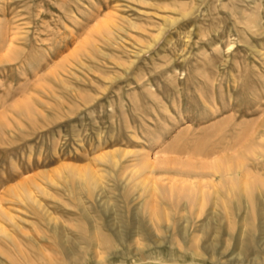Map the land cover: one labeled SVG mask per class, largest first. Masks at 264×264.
I'll return each instance as SVG.
<instances>
[{
	"label": "rangeland",
	"instance_id": "374dc122",
	"mask_svg": "<svg viewBox=\"0 0 264 264\" xmlns=\"http://www.w3.org/2000/svg\"><path fill=\"white\" fill-rule=\"evenodd\" d=\"M0 57V264L264 258L254 196L245 214L199 168L237 157L264 177V0H0ZM149 176L214 190L202 207L156 195V220L129 182Z\"/></svg>",
	"mask_w": 264,
	"mask_h": 264
},
{
	"label": "bare ground",
	"instance_id": "6f19581e",
	"mask_svg": "<svg viewBox=\"0 0 264 264\" xmlns=\"http://www.w3.org/2000/svg\"><path fill=\"white\" fill-rule=\"evenodd\" d=\"M98 23L100 25H102L100 23V21ZM99 24H98V26H99ZM99 27L104 28L103 25L99 26ZM91 29L96 31V29H94V27ZM85 41L86 40H84L83 42H85ZM77 45H78V47L76 46L75 50H72L73 52L71 51L72 53L69 54L70 57H72V56L74 57L76 55V53L79 50H81L82 46L85 45V43L84 44L80 43ZM10 51L11 50L8 49L6 51L4 57H6L10 53ZM62 60H63V62L64 61L66 62L65 58H63ZM66 64H68V63H66ZM253 150L250 152L252 159L257 157L256 152H255L257 150H255V151H253ZM261 153L264 155V152H261ZM98 159L101 161H104L106 159H110L112 161L114 160L113 156L110 154H107V153L101 154ZM148 160L145 161L144 163L142 162L140 167L137 166L138 169L135 171V173L141 172L144 175V172H146V171L148 172V170L151 171V170L155 169L156 167H163L165 164L163 162H160L159 160H153V159H151L150 161H148ZM113 163H116V162L113 161ZM187 164H189V163L187 162L186 165ZM195 166L191 165V167H195ZM65 167L68 168V170L71 172V174L73 175L74 178H78L82 182H87V184H90L94 188L98 189L100 187L98 180L96 179L94 174L89 170L88 166L77 167V166L67 165ZM188 168H190V167H188ZM199 168H201L203 170H207L211 173L220 175L221 180L219 182V186L225 189V193L232 196L233 193L237 192L240 195V197L243 198L242 202H243V208L245 209V214H248L249 210H252V212H253V208H252L253 202L252 201L254 199L255 201H257V207L261 210L260 215L261 216L263 215L262 211H264V199H263L264 196L261 193V188L264 189V177H262L258 174H254L252 172H248V170L245 169L246 163H245V161L241 160V158L240 159L237 157L219 158V159H215L212 162L203 163L200 165ZM134 175H133V177H134ZM32 180L33 179L30 178L28 181H32ZM129 182H131V183L133 182L134 187H136V188L139 187L141 194H145L146 200L143 203L142 208L145 211L149 212L152 219L154 218L156 220L158 219L156 217V214L154 212H152V208L149 207V205H152V202H153L154 197L156 195L175 198V200L185 199L190 204H194L197 207H202L204 202H205L206 196H209L211 194V193H209V190H205V188H208V189L212 188L213 189V183L212 182H207V183H202L200 185H197V184L195 185L194 183H190V182H183V181L181 182V181H172L171 180L170 182L163 184L162 180H159V179L157 180V179L151 178L150 176L144 177L141 179L138 178L136 181L135 180L133 181V179H131ZM213 190H212V192H213ZM28 196H29L30 200H33V197H32V194L30 191H28ZM100 197H102V196L100 195L99 198H97L98 199L97 201L100 200ZM252 197H253V199H252ZM255 206H256V204H255ZM235 209H236L237 214H238L239 208L235 206ZM153 210H154V208H153ZM165 216H167V215H164V217ZM245 220H247V219L245 218ZM165 222H167L166 219H165ZM164 227H166V229H169V224L166 223V225ZM137 250H138V248H137ZM191 253L193 255L198 256V253L195 250H191ZM199 255H200V253H199ZM257 260L258 261L256 262V264H264V258H257Z\"/></svg>",
	"mask_w": 264,
	"mask_h": 264
}]
</instances>
